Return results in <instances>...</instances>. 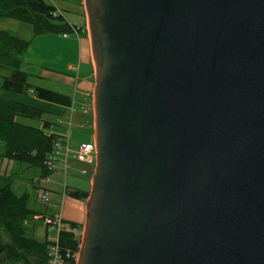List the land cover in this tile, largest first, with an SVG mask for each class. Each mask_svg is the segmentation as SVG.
Instances as JSON below:
<instances>
[{
	"label": "water",
	"instance_id": "water-1",
	"mask_svg": "<svg viewBox=\"0 0 264 264\" xmlns=\"http://www.w3.org/2000/svg\"><path fill=\"white\" fill-rule=\"evenodd\" d=\"M95 162L75 264H264V0H82Z\"/></svg>",
	"mask_w": 264,
	"mask_h": 264
},
{
	"label": "trees",
	"instance_id": "trees-1",
	"mask_svg": "<svg viewBox=\"0 0 264 264\" xmlns=\"http://www.w3.org/2000/svg\"><path fill=\"white\" fill-rule=\"evenodd\" d=\"M44 0H0V19H11L26 24L33 37L44 35L72 34L67 23L58 16ZM54 15V16H53ZM77 34L80 30L77 29ZM29 42L0 31V91L20 96L30 94L34 99L55 106L70 108L71 98L27 83L25 53ZM47 113L14 101L0 99V158L15 164L26 165L39 171V180L49 176L43 163L54 151L53 144L57 136L47 134L52 122L48 121ZM16 118L40 122L39 129L24 126L15 122ZM86 121L92 125V116ZM39 183V182H38ZM88 192L64 188L66 198L84 202ZM25 206L23 196L17 198L9 189V181L0 180V226L5 224L9 233V242L1 247L0 254L10 261H24L31 264H45L48 241L41 242L24 236L21 224L31 215ZM70 230H76L79 225L65 223ZM9 228V229H8ZM58 246L71 254L77 253L79 241L71 233L58 234ZM33 264V262H32Z\"/></svg>",
	"mask_w": 264,
	"mask_h": 264
},
{
	"label": "rangeland",
	"instance_id": "rangeland-1",
	"mask_svg": "<svg viewBox=\"0 0 264 264\" xmlns=\"http://www.w3.org/2000/svg\"><path fill=\"white\" fill-rule=\"evenodd\" d=\"M44 1L48 2V0ZM0 30H3L11 36L18 37L29 42V46L27 47L25 53V67L23 69V71L27 74V83L31 86L59 92L58 83H54L53 80H39L38 77H42V70H47V68L50 67H54V70L60 68L55 63L58 60L59 56H61L58 53V46L56 45V43L43 42L45 41L43 39L58 41L60 40V36L44 35L33 37L28 25L16 22L11 19H0ZM86 34L88 37V33ZM28 96L29 94L25 95L27 99L29 98ZM47 118L48 121L55 124L56 118L52 116H47ZM18 119L21 121L29 122L27 124H40V122L34 120L20 118ZM70 130L78 133H85V131L75 128H71ZM1 146L2 145L0 144V152ZM80 168L86 169L88 173H82L81 170H79ZM91 169L93 172V166L77 164L75 162L71 163V166L65 172L56 167L54 172L49 174L48 183L41 184L39 182L38 170L28 168L26 165L15 164L6 160H2L0 158V180L5 179L9 181L10 191L17 198L23 196L25 198L26 208L32 213L21 224L25 231V237L31 238L32 240H35L37 242H41L44 239L45 234V239L48 242L53 241L56 237V233L54 230H45L43 226L44 217H49L56 213L64 222L65 220L73 221L76 217H79V215H81V209H79L81 207V203H76L67 199L65 200L62 194L64 188H66V190L76 189L88 192L89 181L91 177L89 173ZM40 190L45 191L46 193L45 199L43 201L40 200L39 197L41 192ZM84 202L82 203L84 204ZM83 222L84 214L82 222L79 224L78 228H76L75 234L72 235L75 240L79 241V243ZM9 237L10 236L7 232L6 226L5 224H3V226H0L1 247H4L9 242ZM27 259L31 264L32 262L34 264V260L32 257H28ZM0 264H24V261H10L9 259L3 257L2 254H0Z\"/></svg>",
	"mask_w": 264,
	"mask_h": 264
},
{
	"label": "crops",
	"instance_id": "crops-1",
	"mask_svg": "<svg viewBox=\"0 0 264 264\" xmlns=\"http://www.w3.org/2000/svg\"><path fill=\"white\" fill-rule=\"evenodd\" d=\"M47 3L54 8L55 14L60 16L67 25L80 30V34H77L76 37L70 34L65 39L62 38V35H59L60 40L58 41L43 39L45 40L43 42L56 43L58 46V53L61 56H59L55 63L60 68L54 70V67H50L47 68V70H42L45 76L42 75L43 78L38 77L39 80H53L54 83H58L59 92L56 93L71 98V107L63 108L42 102L34 99L30 94L27 99L25 96L0 91V99L14 101L39 109L49 116L56 118L55 124L52 123L47 129V134L66 139L68 148L70 151H74L80 143H93L92 125L86 121L92 116L91 96L94 85V67L90 54L89 40L86 34V16L82 0H48ZM0 31L4 32L3 30ZM15 122L36 129L41 127V124H27L29 122L21 121L18 118L15 119ZM71 128L85 131V133L74 132L70 130ZM79 170L86 174L88 173L84 168H80ZM91 173L92 169L89 173L90 176ZM62 196L65 200L81 203L82 208H79L81 209V215L76 217L73 221H64L65 223L79 225L83 219L84 204L80 201L66 198L64 195Z\"/></svg>",
	"mask_w": 264,
	"mask_h": 264
},
{
	"label": "built area",
	"instance_id": "built-area-1",
	"mask_svg": "<svg viewBox=\"0 0 264 264\" xmlns=\"http://www.w3.org/2000/svg\"><path fill=\"white\" fill-rule=\"evenodd\" d=\"M56 16V14H54ZM53 15V16H54ZM72 34L77 36V29L69 26ZM68 35H62V38H67ZM54 151L47 157L43 165L46 170L51 174L56 167L65 172L71 166V163L94 166L95 162V150L93 143H80L77 145L74 151H70L68 148L67 140L58 137L53 144ZM84 173L83 171H81ZM49 176L43 177L39 180L41 184H47ZM41 191V190H40ZM46 196L45 191L40 192V200H44ZM43 226L45 230H54L56 237L53 241L48 242L46 251L45 264H75L77 259V253L71 254L68 251H63L58 246V234L60 232H68L72 235L75 234V230H70L67 225L63 223L58 214H53L49 217H44Z\"/></svg>",
	"mask_w": 264,
	"mask_h": 264
}]
</instances>
